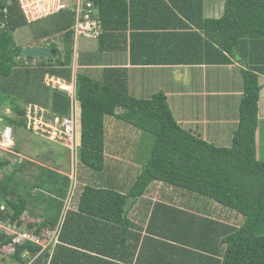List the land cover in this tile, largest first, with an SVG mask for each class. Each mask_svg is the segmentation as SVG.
Wrapping results in <instances>:
<instances>
[{
  "label": "trees",
  "instance_id": "trees-1",
  "mask_svg": "<svg viewBox=\"0 0 264 264\" xmlns=\"http://www.w3.org/2000/svg\"><path fill=\"white\" fill-rule=\"evenodd\" d=\"M92 2L102 22V34L107 27L120 23L122 18L126 22V0ZM50 17L45 19L47 23L52 22L51 26L42 28L37 39L43 40L52 35H59L62 37L64 47L60 49L56 43H50L46 48L52 52L51 57L38 59V68H23L24 62L33 58H24L21 55L24 48L16 44L14 33L35 22L27 21L18 0H0V106L5 100L12 107L11 112L14 115L10 117L0 113V131L4 126H11L14 137L16 132L32 134L26 130L25 108L29 104H38L61 117L70 114L71 104L67 93L51 90L43 81L47 73L67 82L71 80L70 46L74 40L72 29L74 15L67 9ZM204 24L205 29L208 28L215 36V46L209 44L215 52L213 60L215 64H230L231 59L237 57L245 62L253 47H257L258 50L255 54L256 64L241 71L243 96L238 109L239 123L233 134L232 145L215 146L182 128L176 121L163 92L155 93L148 99L131 96L126 74L122 70L105 69L101 81L85 72H77L75 96L80 120L78 158L83 167L95 172L94 174H102L105 170L107 116L116 117L123 123L150 133L154 137L149 157L128 191L122 193L114 187L86 185L80 195L79 212L114 227L125 228L128 226L126 219L128 199L141 197L152 183L161 182L205 199L213 208L221 205L242 216V223L234 227L212 218L213 214L208 211L215 212V209L208 206L204 216L180 210L199 222L201 234L198 247L201 251H209L211 255L208 257L209 264H264V161L258 160L256 156L258 103L261 90L259 76L264 75V0H226L223 16L218 20L205 21ZM22 100L26 103L24 106L21 104ZM118 109H122V112L116 114ZM14 151L17 154L20 151L16 142ZM76 154L77 151L74 158ZM8 163L7 160L3 161L0 158V172L3 173V168ZM41 168L48 169L27 160L10 174L4 173V181L1 180L0 173V206L5 208L2 216L4 223L22 226V216L28 211L35 195L32 193L38 187L37 184L31 185L27 191L29 195L21 197L16 189L23 182L19 178L30 172L28 173L30 180V177H33L30 176L31 173L40 171ZM37 175L41 178L39 174ZM49 177V181L44 178L41 181L52 183L50 192L53 196L50 200L54 199L57 204L61 203L59 198L64 199L66 196L57 195L58 193L55 195L51 189L56 184L60 188L61 183L67 186L70 178L60 173ZM61 194H64L62 189ZM42 195L46 193L43 192ZM69 220L67 216L63 227L69 224ZM57 221L55 218L45 219L41 223L30 221L24 223L28 230L34 229L36 236L42 239L46 236L41 231L47 226L54 228ZM13 240L12 236L0 232V264L4 253L2 249L5 246L13 247L10 257L20 264H27L31 257L42 250L39 242L24 239L16 243ZM25 252L29 257L23 256ZM47 255L48 252L44 251L33 264H45Z\"/></svg>",
  "mask_w": 264,
  "mask_h": 264
},
{
  "label": "crops",
  "instance_id": "crops-1",
  "mask_svg": "<svg viewBox=\"0 0 264 264\" xmlns=\"http://www.w3.org/2000/svg\"><path fill=\"white\" fill-rule=\"evenodd\" d=\"M225 1L126 0V22L122 18L120 23L107 27L99 38H86L93 42L78 54L76 68L99 81L105 69L124 71L131 96L148 99L163 92L182 128L210 144L229 147L239 123L238 109L243 96L241 71L256 64L258 50L253 47L245 62L239 57L232 58L226 65L213 62L215 52L209 44L215 46V36L205 29L204 23L223 16ZM259 84L258 160L260 148L263 147L264 153V75L259 76ZM77 107L79 109L78 102ZM121 112L122 109H118L116 114ZM129 127L116 117L105 118V170L102 174L84 173L81 179L78 177V194L59 198L61 203L58 204L54 199L34 195L22 216V226H16L28 236L24 239L42 246L41 252L27 264L36 262L44 251L48 252L45 264H209V251L198 247L199 222L180 210L204 216L208 206L215 209V212L208 211L213 214L212 218L234 227L242 223L241 218L236 223H231L229 218L222 220L216 214H220L217 209L221 207L213 208L194 194L161 182L152 183L141 197L128 199V226L125 228L80 213V195L86 185L114 187L126 193L130 187L125 188L123 180L129 171L138 169L140 174L142 165L136 146L144 134L136 131L134 140L129 141L127 136L133 128ZM29 161L44 166L38 161ZM46 166L52 167V163H45ZM62 172L57 171L67 175ZM36 179H40L38 175ZM221 212L230 214V210ZM67 216L69 224L63 227ZM55 218L57 225L52 229L44 228L41 233L46 237L42 239L24 223ZM24 254L29 257L27 252ZM3 258L6 259V255ZM6 264L20 263L10 259Z\"/></svg>",
  "mask_w": 264,
  "mask_h": 264
},
{
  "label": "rangeland",
  "instance_id": "rangeland-1",
  "mask_svg": "<svg viewBox=\"0 0 264 264\" xmlns=\"http://www.w3.org/2000/svg\"><path fill=\"white\" fill-rule=\"evenodd\" d=\"M46 19L41 20V22L40 21L35 22L32 25H28L24 28L17 30L14 33V40H15L16 44L22 46L23 48H30V47L39 46V45L46 48L50 43H56L60 47V49H62L64 47V45H62V42H61L62 37L59 35L58 36L52 35V36L48 37L47 39H43V40L37 39L39 32H41L43 30L42 28H45V27L49 28L51 26L52 22L47 23ZM91 40H87L84 37H80L77 42H75V40H73V43H71V46H70L71 80L69 81V83L65 81L63 83V85H71L70 83L75 80L74 79L76 77L75 74L77 72H82L81 70H79V69L77 70V68H76V66L78 64V54L87 50V48L90 46V43L93 42ZM22 67L23 68H30V69L31 68L32 69L38 68L39 67V61L37 58H33V60H31V61L27 60L24 62V65H22ZM46 75L47 74H45L44 81H43V83L45 84L46 87H48L51 90H57V91L65 92L63 90H60L57 87L52 86V83L50 82V77L54 76L53 74L48 73L49 79H47ZM46 82H48L50 85H47ZM20 101H19V103H21ZM21 104H22V106H24L26 103H25V101L22 100ZM32 104H35V103H32ZM1 105L2 106H0V113L2 115L4 114V115L10 116V117L14 116L13 113L11 112L12 107L9 105V103L7 104V102L5 100H3V102H1ZM36 105H38V104H36ZM77 113H79L78 107H77ZM263 124H264V122L262 123V129L264 127ZM129 128H132V126ZM130 130H132V133H128V136H127L129 141L134 140L135 135H136V133H135L136 131L144 134L142 139L139 140V142H137L138 144L136 146V149L139 148L138 149L139 153L137 154L138 155L137 158L139 157V159H140L139 163L143 166L144 163L147 161L149 154H150V151L153 147L154 137L150 133L142 132V131L134 128V127ZM15 142L19 146V150H20L18 155L14 151V147H13V149H11V151L0 149V151H1L0 152V158L3 161L7 160L9 162L3 168V173L0 172L2 175L1 176L2 181L5 180L4 173L7 175L10 174L12 171L18 169L20 167V165L22 164V162L27 160V159L33 160V161H38V163H41L44 166H45V163L47 165H50V163H52V167L46 166L48 168L50 167L49 169L41 168L40 171L36 170V171L32 172L30 176H33V177H30V180H29V175H28V173H30V172L24 173V174H26V175H24V177L28 180H25L24 177L19 178V180H22L23 182H21L22 184H19L16 189H17L18 194L21 195V197H27L29 195V194H27L28 188L37 184L38 189H37L36 193H35V191H33L32 194H36V196L39 198L50 199L51 196H53V195H51V192H50V188L52 187V183L48 182L50 180L49 176L50 175L54 176L55 174H57V171L63 170L62 173H66L67 176L70 178V180L68 181V185L66 186V184L64 185L63 183L60 182L61 183L60 188L56 184V186L54 188H52L51 190L55 195L58 193L57 195L60 194V195H63L64 197L66 196V197L71 198L75 194H78V192H79L80 185L77 186V181H76L77 178L79 177L81 179L82 175L84 173L85 174H87V173L94 174L95 173V172L91 171L90 169L83 167L79 161V158H78L79 129L77 132V145H78V147L76 149L77 154H76L75 158H74V155L72 157L71 151L69 152V150L64 145L50 141V140H44V138H41V137L34 135V134H25L23 132H16ZM229 144L231 146L232 141H230ZM0 146H2V145L0 144ZM262 149H263V147L260 148V154H259L260 160H264V153H262ZM49 154H51V156H49ZM136 164H137V162H136ZM137 165H139V164H137ZM142 166H141V169H142ZM139 171H140V169H139ZM129 173L130 174H127L128 177H126V179L123 180V183L125 184V188H127V189L134 182L135 177L139 174L138 169H134V170L131 169L129 171ZM37 174H39V176H41V178H44L48 181H41V178L36 179V177H34V176H36ZM16 176L18 177L17 174H16ZM17 177H16V180H17ZM57 179L59 180V177H57ZM64 180H66V178H64ZM61 189H62V193L64 192V194H61ZM178 190L183 191L181 189H178ZM43 192H45L46 195H42ZM209 202H213V201H209ZM0 204H1V201H0ZM217 206L221 207L222 209L218 208L217 212H219L220 214H218V213H216V214L224 221L226 220V218H229V219H231V223H236L240 220V218H242V216L240 214H238L236 211H234L232 209L223 207L221 205H217ZM223 210H230V214H227V213L223 214L221 212ZM4 211H5V208L0 206V232H2L4 234L7 233L8 235L12 236L15 239V241H21L22 239H24L26 234H23L21 232V230H23V229L19 230L20 228L18 229L16 226H11L9 223H4L5 221L2 220V216L4 215ZM234 216L237 217V220L235 219V221L233 220ZM26 220H29V219L26 218ZM29 236L31 237V235H29ZM2 250L4 252L3 255L4 256L6 255V259L3 258L1 260V264H6L11 259V257H9V255L12 254L13 247L5 246ZM5 250H6V252H5ZM7 258H10V259H7Z\"/></svg>",
  "mask_w": 264,
  "mask_h": 264
},
{
  "label": "built area",
  "instance_id": "built-area-1",
  "mask_svg": "<svg viewBox=\"0 0 264 264\" xmlns=\"http://www.w3.org/2000/svg\"><path fill=\"white\" fill-rule=\"evenodd\" d=\"M20 9L29 23L36 22L60 11L70 9L74 15L73 35L77 42L80 37L97 39L102 34V22L98 16L97 8L92 0H18ZM49 79V75H46ZM75 79V78H74ZM53 87L67 93L70 98V114L65 117L53 114L49 109L36 104H29L25 108L27 119L26 130L41 138L60 143L75 155L77 145V132L79 127V114L77 113V100L74 86L63 85L65 80L59 77H50ZM67 82V81H66ZM69 83V82H68ZM47 85H50L46 82ZM1 150L11 151L15 145L14 131L11 126H4L0 131ZM28 236L25 235V238ZM18 243L20 241H15ZM27 254H24L26 257Z\"/></svg>",
  "mask_w": 264,
  "mask_h": 264
},
{
  "label": "water",
  "instance_id": "water-1",
  "mask_svg": "<svg viewBox=\"0 0 264 264\" xmlns=\"http://www.w3.org/2000/svg\"><path fill=\"white\" fill-rule=\"evenodd\" d=\"M21 55L25 58L32 57V58L42 59L45 57H51L52 52L50 51L49 48H45L39 45V46L30 47V48H24L21 51Z\"/></svg>",
  "mask_w": 264,
  "mask_h": 264
},
{
  "label": "clouds",
  "instance_id": "clouds-1",
  "mask_svg": "<svg viewBox=\"0 0 264 264\" xmlns=\"http://www.w3.org/2000/svg\"><path fill=\"white\" fill-rule=\"evenodd\" d=\"M48 74V73H47ZM55 76V75H54ZM57 77V76H56ZM66 93V92H65ZM17 154V153H16Z\"/></svg>",
  "mask_w": 264,
  "mask_h": 264
}]
</instances>
